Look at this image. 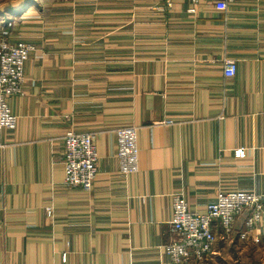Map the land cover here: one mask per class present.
<instances>
[{"label":"crops","instance_id":"obj_1","mask_svg":"<svg viewBox=\"0 0 264 264\" xmlns=\"http://www.w3.org/2000/svg\"><path fill=\"white\" fill-rule=\"evenodd\" d=\"M38 2L0 3V32L12 22L11 39L34 46L23 93L8 98L17 126L0 130V264H264V212L248 239L247 211L231 235L215 227L204 260L175 262L163 247L177 238L176 193L193 211L231 191L264 204V0L225 11H191L190 0ZM125 126L137 128L139 148L127 177L117 157ZM71 129L95 136L89 191L65 183Z\"/></svg>","mask_w":264,"mask_h":264},{"label":"built area","instance_id":"obj_2","mask_svg":"<svg viewBox=\"0 0 264 264\" xmlns=\"http://www.w3.org/2000/svg\"><path fill=\"white\" fill-rule=\"evenodd\" d=\"M235 0H190L191 11L201 3L210 2L219 11H225ZM171 6L173 0H166ZM8 26H12L9 22ZM34 46L25 41H13L11 35L2 31L0 35V130L15 129L17 116L12 112L8 98L23 93L24 67ZM237 64L226 59L223 73L233 77ZM138 132L135 126H125L117 132V157L121 176L127 177L139 170ZM4 144L0 142V148ZM236 157H244L246 149L237 148ZM65 183L68 187L91 190L99 174V155L95 136L78 133L71 129L65 135L63 154ZM248 212L245 228L240 234L248 239L259 227L263 218V195L254 191H231L220 193L216 202L207 205L204 211L191 210L182 193L173 196V218L171 228L177 238L164 245L165 253L175 262L201 261L213 253L217 241L215 227H220L224 237L232 234L237 217ZM46 214L53 218L54 209L47 207ZM67 254H63V260Z\"/></svg>","mask_w":264,"mask_h":264},{"label":"trees","instance_id":"obj_3","mask_svg":"<svg viewBox=\"0 0 264 264\" xmlns=\"http://www.w3.org/2000/svg\"><path fill=\"white\" fill-rule=\"evenodd\" d=\"M39 4V2H38V0H25V5L23 6V8H31V7H33V6H37ZM10 11H13L12 9H10ZM8 24H9V22L8 21H6L4 24H3V27H5L6 29H8V30H5L7 33H9L10 35H11V33H10V27H12L13 26V24H12V26H8Z\"/></svg>","mask_w":264,"mask_h":264},{"label":"rangeland","instance_id":"obj_4","mask_svg":"<svg viewBox=\"0 0 264 264\" xmlns=\"http://www.w3.org/2000/svg\"><path fill=\"white\" fill-rule=\"evenodd\" d=\"M3 0H0V3L2 2ZM8 15H10L9 13H8ZM3 16H4V14H3ZM2 24H0V26H1ZM0 29H1V27H0ZM0 35H1V32H0Z\"/></svg>","mask_w":264,"mask_h":264}]
</instances>
